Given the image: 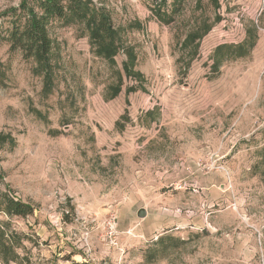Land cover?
<instances>
[{
  "label": "rangeland",
  "instance_id": "obj_1",
  "mask_svg": "<svg viewBox=\"0 0 264 264\" xmlns=\"http://www.w3.org/2000/svg\"><path fill=\"white\" fill-rule=\"evenodd\" d=\"M92 1L144 82L127 94L124 55L94 57L79 25L51 26L49 79L0 45V264H264V0H186L167 25L150 0Z\"/></svg>",
  "mask_w": 264,
  "mask_h": 264
},
{
  "label": "trees",
  "instance_id": "obj_2",
  "mask_svg": "<svg viewBox=\"0 0 264 264\" xmlns=\"http://www.w3.org/2000/svg\"><path fill=\"white\" fill-rule=\"evenodd\" d=\"M185 1L150 0V12L158 22L167 25L172 22V15L180 11ZM209 4L214 10L219 8V0H209ZM219 21L216 15L211 23L195 22L192 31L186 35L181 44L182 50L190 49L186 68L196 57L200 40ZM53 24L81 26L87 37L91 54L104 60L112 68L115 67V57L124 55L123 74L136 83L133 87L126 88V93H135L139 87H142L144 77L135 71L136 58L133 48L126 45L122 29L114 26L109 12L92 0H20L16 7L0 12V45H7L10 53H19L24 60L32 61L42 75H47L49 79L48 74L52 72L54 59V49L49 34ZM245 50H248V45L245 46ZM225 56L220 47L216 48L217 67ZM2 76L3 71L0 66V80ZM118 79H122L121 75ZM151 114L146 112L145 117ZM4 139H0L1 145L6 143ZM262 159L264 160V156ZM4 202H6L4 213L8 216L24 218L33 213L32 207L24 203L7 197ZM7 241L0 227V255L3 258L0 257L3 262L7 261L5 257L11 252Z\"/></svg>",
  "mask_w": 264,
  "mask_h": 264
},
{
  "label": "water",
  "instance_id": "obj_3",
  "mask_svg": "<svg viewBox=\"0 0 264 264\" xmlns=\"http://www.w3.org/2000/svg\"><path fill=\"white\" fill-rule=\"evenodd\" d=\"M145 215H146L145 210L140 209L139 211H137V217H139V218H144Z\"/></svg>",
  "mask_w": 264,
  "mask_h": 264
}]
</instances>
